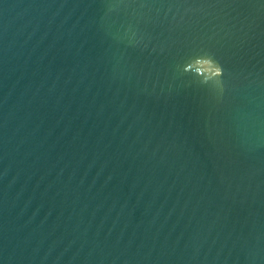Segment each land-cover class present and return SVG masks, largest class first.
<instances>
[{
  "label": "water",
  "instance_id": "95a60500",
  "mask_svg": "<svg viewBox=\"0 0 264 264\" xmlns=\"http://www.w3.org/2000/svg\"><path fill=\"white\" fill-rule=\"evenodd\" d=\"M0 264H264V0H0Z\"/></svg>",
  "mask_w": 264,
  "mask_h": 264
}]
</instances>
